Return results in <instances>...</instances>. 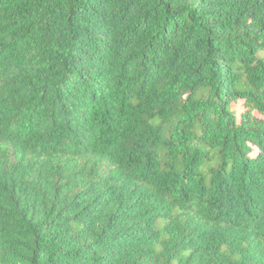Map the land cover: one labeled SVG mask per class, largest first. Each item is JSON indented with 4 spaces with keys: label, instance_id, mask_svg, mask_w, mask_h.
Instances as JSON below:
<instances>
[{
    "label": "trees",
    "instance_id": "1",
    "mask_svg": "<svg viewBox=\"0 0 264 264\" xmlns=\"http://www.w3.org/2000/svg\"><path fill=\"white\" fill-rule=\"evenodd\" d=\"M0 264H264V0H0Z\"/></svg>",
    "mask_w": 264,
    "mask_h": 264
}]
</instances>
